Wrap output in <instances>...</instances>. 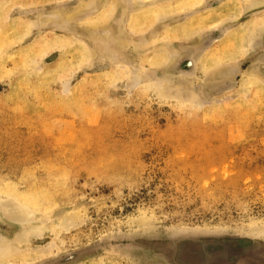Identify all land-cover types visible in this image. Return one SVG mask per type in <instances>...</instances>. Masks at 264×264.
I'll return each mask as SVG.
<instances>
[{"label": "rangeland", "instance_id": "1", "mask_svg": "<svg viewBox=\"0 0 264 264\" xmlns=\"http://www.w3.org/2000/svg\"><path fill=\"white\" fill-rule=\"evenodd\" d=\"M183 236L264 264V0H0L2 264H170Z\"/></svg>", "mask_w": 264, "mask_h": 264}, {"label": "bare ground", "instance_id": "2", "mask_svg": "<svg viewBox=\"0 0 264 264\" xmlns=\"http://www.w3.org/2000/svg\"><path fill=\"white\" fill-rule=\"evenodd\" d=\"M25 204H20L19 202H8L5 200L3 202V215L5 222L16 223L18 225H24L33 219V214L24 206ZM30 227V226H29ZM60 227H66L64 221L61 222ZM34 230V229H33ZM20 231V230H19ZM32 230L26 231L23 234L24 239H28V237L34 234ZM41 230H37V234H40ZM36 234V233H35ZM19 235V234H18ZM37 236V235H36ZM245 242V241H244ZM19 240L16 239V243L12 242L10 239L6 237H0V263L9 262L11 260H20L25 255V248L22 243L21 248L19 247ZM119 243V240H112L108 242V246L116 247ZM242 243V242H241ZM182 246H178V249L174 250L171 253V260L174 264H229L232 257L244 254L248 249L245 248L244 244L240 243H225V241L217 240L214 246L217 250V253L214 255H210L209 251L203 248L202 244L194 243L192 241H185L181 243ZM257 246V245H256ZM255 246V248H256ZM254 247V246H253ZM210 249V250H214ZM206 250V252H205ZM211 253V252H210ZM76 255H70L64 260L70 261L75 259Z\"/></svg>", "mask_w": 264, "mask_h": 264}, {"label": "water", "instance_id": "3", "mask_svg": "<svg viewBox=\"0 0 264 264\" xmlns=\"http://www.w3.org/2000/svg\"><path fill=\"white\" fill-rule=\"evenodd\" d=\"M217 240L225 241V239H215V238L206 239V238H196V237H186V236L178 237L176 239L171 240L172 242H170L169 245L165 246L164 251L165 252H169V254H167V259L169 260L170 264H174L173 261L171 260V257H170L171 253H173L174 250L178 249V246H182V244H181L182 242H185V241H189L190 242V241H192L194 243L202 244V246L204 245L203 248L205 246H207V245H210L212 247V249H214V248H216L214 246V244L216 243ZM225 243H227V244L230 243L231 244V243H237V242H227V241H225ZM257 243H259L258 240L253 239L252 240V244L245 246V248L248 249L249 247H251V246L252 247L250 249H248L243 255L239 254V255H236V256L232 257V259L230 260L229 264H233L235 262V260H238V259L245 260V257H247L248 253L255 249V246H256ZM205 249H206V247H205ZM206 250H205V252H206ZM207 251H209L210 255H214L215 253H217L216 249L207 250Z\"/></svg>", "mask_w": 264, "mask_h": 264}]
</instances>
